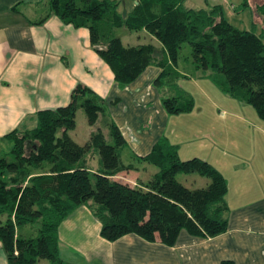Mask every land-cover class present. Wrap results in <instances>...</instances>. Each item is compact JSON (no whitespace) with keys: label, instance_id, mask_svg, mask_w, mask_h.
Wrapping results in <instances>:
<instances>
[{"label":"trees","instance_id":"trees-1","mask_svg":"<svg viewBox=\"0 0 264 264\" xmlns=\"http://www.w3.org/2000/svg\"><path fill=\"white\" fill-rule=\"evenodd\" d=\"M185 0H135L126 13L117 10L119 0H47L48 15L73 27H84L97 56L108 66L114 81L124 86L152 63L167 74L164 61H154L153 45H124L113 31L144 29L153 36L175 64L180 48L189 45V64L205 73L230 97L250 105L264 121V43L260 35L233 27L219 4L190 8ZM255 12L264 18V0ZM186 60V59H185ZM169 114L192 109V99L183 93L164 97ZM80 107L88 125L102 112L103 101L90 88L77 83L69 102L54 109L37 110L31 128H13L0 136V246L6 264H68L58 255L56 230L60 221L85 204L100 223L99 235L114 241L134 234L146 241L155 238L172 245L181 230L197 237H213L226 230V182L206 160L178 158L176 148L165 138L157 140L140 157L156 172L131 185L111 178L120 166L116 148L124 140L112 122H107L109 142L100 128L79 144L69 135L75 111ZM94 150L100 170L86 168L84 158ZM196 173L208 182L189 188L177 174ZM25 226L26 234L19 233ZM220 264H233L223 260Z\"/></svg>","mask_w":264,"mask_h":264},{"label":"crops","instance_id":"crops-1","mask_svg":"<svg viewBox=\"0 0 264 264\" xmlns=\"http://www.w3.org/2000/svg\"><path fill=\"white\" fill-rule=\"evenodd\" d=\"M33 1L38 0H0V136L13 128H31L37 110L66 105L70 91L80 83L103 101L102 112L89 125L84 142L96 128L109 141L107 122L115 124L124 140L116 148L118 163L130 169L117 171L111 178L131 185L147 180L156 167L139 158L157 140L165 138L176 148L179 159H204L226 182L227 227L216 236L197 237L181 230L169 246L157 238L146 241L134 234L107 241L99 235V221L82 204L57 226L59 257L68 264H220L223 260L233 264H264V139L260 152L245 163L243 155L229 157L221 153L218 138L212 142L193 138L187 143L184 126L177 122L190 114H169L161 104L162 98L178 93L189 97L194 89L200 92L210 89L222 95L224 92L211 82L206 72L194 70L188 59L170 63L161 44L144 29L140 30L149 41L132 45H153L154 61H164L165 69L176 75L167 74L156 84L154 79L162 68L152 63L133 81L119 86L90 46L86 28L65 24L54 15L34 24L48 14V5L45 0L47 8L35 17ZM115 31L114 35L119 37ZM191 141L197 143L191 145ZM94 154L97 153L91 150L84 158L86 168L92 172L101 168L99 157L96 160ZM180 177L199 184L195 183L198 178L194 173ZM207 182L201 180L200 187ZM19 233L26 234L27 228L23 226ZM0 264H6L1 246Z\"/></svg>","mask_w":264,"mask_h":264},{"label":"rangeland","instance_id":"rangeland-1","mask_svg":"<svg viewBox=\"0 0 264 264\" xmlns=\"http://www.w3.org/2000/svg\"><path fill=\"white\" fill-rule=\"evenodd\" d=\"M134 1L135 0H119L117 10L120 13L129 11L132 5H134ZM260 1L261 0H185L183 5L190 8H209L213 4H219L222 9L223 17L228 23L235 28L248 30L256 35H260L264 43V19L255 12V7ZM32 7L35 9V17H37L47 8L46 1H33ZM115 32H117L123 44L132 45L149 41L144 33H142V30H127L124 27H120L116 29ZM187 58H189V45L185 43L179 50L178 59L184 60ZM206 73L208 74V72ZM210 80L213 83L211 78ZM209 84H211L210 81ZM191 92L192 95L189 94V97L192 99L194 109L181 112L183 114L189 113L190 116H182L183 119L177 122L179 125L184 126L187 143L193 138H196L197 141L208 140L210 142H212L214 138H218V148L221 153H225L229 157L237 154L243 155L245 159L248 157L247 161L242 159L245 163H248L251 155L260 152L262 148L261 142L264 139V121L258 117L250 105L237 101L228 94L223 93L222 95L219 91H212L210 89L207 91L201 90V92L199 89L198 91L194 89ZM185 119L186 121L184 122ZM74 120V127L68 131V135L75 142L80 144L84 142L89 131V125L80 107L75 111ZM34 125L35 124H32L30 127ZM197 141H191L190 144L193 145L197 143ZM107 142L110 143L108 140ZM93 157H95L96 160L98 158L97 154H94ZM194 174L198 178L195 180V183L199 184H193L191 179H183L184 177H180L186 174L180 173L177 174L176 177L180 182L186 183V185L189 187L191 186V188L196 186L200 187V181L207 179L196 173ZM37 262L38 264H51L45 259H38Z\"/></svg>","mask_w":264,"mask_h":264},{"label":"water","instance_id":"water-1","mask_svg":"<svg viewBox=\"0 0 264 264\" xmlns=\"http://www.w3.org/2000/svg\"><path fill=\"white\" fill-rule=\"evenodd\" d=\"M134 3H136V2L134 1Z\"/></svg>","mask_w":264,"mask_h":264}]
</instances>
